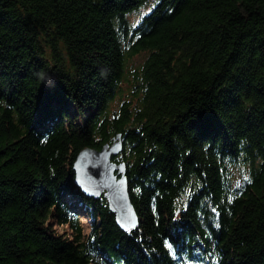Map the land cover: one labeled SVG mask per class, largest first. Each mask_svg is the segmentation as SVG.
Segmentation results:
<instances>
[{
	"label": "trees",
	"instance_id": "obj_1",
	"mask_svg": "<svg viewBox=\"0 0 264 264\" xmlns=\"http://www.w3.org/2000/svg\"><path fill=\"white\" fill-rule=\"evenodd\" d=\"M117 133L130 231L73 169ZM0 264H264V0H0Z\"/></svg>",
	"mask_w": 264,
	"mask_h": 264
},
{
	"label": "water",
	"instance_id": "obj_2",
	"mask_svg": "<svg viewBox=\"0 0 264 264\" xmlns=\"http://www.w3.org/2000/svg\"><path fill=\"white\" fill-rule=\"evenodd\" d=\"M122 150L121 134L100 149L85 147L79 151L73 163L75 184L88 196H104L115 214L116 223L125 231L138 225L137 213L131 202L125 175V163L111 160Z\"/></svg>",
	"mask_w": 264,
	"mask_h": 264
},
{
	"label": "rangeland",
	"instance_id": "obj_3",
	"mask_svg": "<svg viewBox=\"0 0 264 264\" xmlns=\"http://www.w3.org/2000/svg\"><path fill=\"white\" fill-rule=\"evenodd\" d=\"M147 9V7H144V8H142V9H140L139 11H138V13L137 12H134V13H132V14H129L128 15V19H129V21H131V22H133L134 23V21H136V20H138V18H139V16L140 15H142V13H144L145 12V10ZM145 57V53H140L139 55H136L132 60H131V63H130V67L131 68H133L135 65H137L138 63H140L142 60H143V58ZM123 87V90H122V92L124 91L125 92V89H127V85H124V83H123V85H122ZM112 105H117V99L112 103ZM85 221V220H84ZM82 222V221H81ZM53 228L56 230V231H62V230H65V227L64 226H60V225H53Z\"/></svg>",
	"mask_w": 264,
	"mask_h": 264
},
{
	"label": "bare ground",
	"instance_id": "obj_4",
	"mask_svg": "<svg viewBox=\"0 0 264 264\" xmlns=\"http://www.w3.org/2000/svg\"><path fill=\"white\" fill-rule=\"evenodd\" d=\"M113 156H115V155H113ZM112 158V157H111Z\"/></svg>",
	"mask_w": 264,
	"mask_h": 264
}]
</instances>
